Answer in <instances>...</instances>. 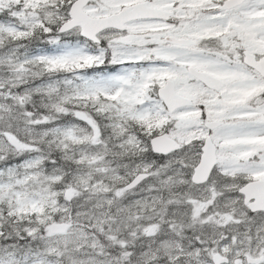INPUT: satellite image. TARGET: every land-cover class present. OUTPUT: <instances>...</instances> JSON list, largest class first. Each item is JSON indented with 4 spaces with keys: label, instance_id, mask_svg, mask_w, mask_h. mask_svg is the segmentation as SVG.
<instances>
[{
    "label": "snow or ice",
    "instance_id": "6c2138e0",
    "mask_svg": "<svg viewBox=\"0 0 264 264\" xmlns=\"http://www.w3.org/2000/svg\"><path fill=\"white\" fill-rule=\"evenodd\" d=\"M0 264H264V0H0Z\"/></svg>",
    "mask_w": 264,
    "mask_h": 264
}]
</instances>
